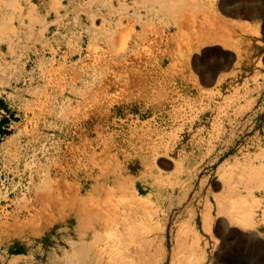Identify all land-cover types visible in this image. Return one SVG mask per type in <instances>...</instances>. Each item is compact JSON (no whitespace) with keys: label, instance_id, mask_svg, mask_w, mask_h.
Wrapping results in <instances>:
<instances>
[{"label":"rangeland","instance_id":"1","mask_svg":"<svg viewBox=\"0 0 264 264\" xmlns=\"http://www.w3.org/2000/svg\"><path fill=\"white\" fill-rule=\"evenodd\" d=\"M29 1H0V257L55 264L66 226L40 229L43 201L132 176L147 186L136 194L144 214L172 208L168 228L190 219L204 264H233L227 234L264 225V35L240 21L264 15V0L103 3L68 42L32 23ZM189 16L197 35L213 28L218 39L182 53L177 24Z\"/></svg>","mask_w":264,"mask_h":264},{"label":"bare ground","instance_id":"2","mask_svg":"<svg viewBox=\"0 0 264 264\" xmlns=\"http://www.w3.org/2000/svg\"><path fill=\"white\" fill-rule=\"evenodd\" d=\"M2 21L3 16L0 15V69L6 63L3 44L6 43L7 33L4 34L5 21ZM189 44L193 43L190 41ZM6 49L11 50V47L8 45ZM112 175L116 176V173L112 172ZM132 179V176H125L123 182L115 180L111 187L91 185L84 193H68V188L64 185V193L49 196L43 201L41 209L45 213L47 211L49 217L40 229L50 231L55 226H66L60 231L67 232L68 249L63 251L61 257L55 254L52 263L204 264L206 244L202 243V237L193 227L192 221L178 216L168 228L172 208L167 212L151 209L144 214L143 209L149 208L148 203L136 197V194L147 191V186ZM232 204L231 207H236V202ZM226 207L225 200L219 199L218 208ZM54 214L58 216L57 220L52 218ZM201 225L204 231H210L208 208L202 214ZM67 226L70 227L68 230ZM31 230L29 234L37 233L36 230ZM167 231L170 232V239L166 236Z\"/></svg>","mask_w":264,"mask_h":264},{"label":"crops","instance_id":"3","mask_svg":"<svg viewBox=\"0 0 264 264\" xmlns=\"http://www.w3.org/2000/svg\"><path fill=\"white\" fill-rule=\"evenodd\" d=\"M121 1L30 0L29 2L32 3L28 4V8L31 10L33 24H38L41 27L48 26L47 29L45 28L42 31L44 35H47L49 40L68 42L82 38V29L79 30L78 26L82 28V26L95 23V21H90L89 18H96L98 16L103 3L107 4L109 8H116L117 6L121 7ZM240 21L256 23L264 35L263 14L257 13L252 19L245 18ZM210 22V25L216 24V22ZM193 26L192 16H189L184 22L177 24L176 39L178 41V49L182 53L184 50L190 51L199 43L218 39L216 31L213 28H201L200 34L197 35L192 29ZM184 36L186 37L185 39ZM190 41L193 43L192 45L189 44ZM242 221H248V217H245L243 220L241 219ZM226 241H231L233 264H264V225L256 228H245L240 234H227ZM226 253H228V248Z\"/></svg>","mask_w":264,"mask_h":264},{"label":"flooded vegetation","instance_id":"4","mask_svg":"<svg viewBox=\"0 0 264 264\" xmlns=\"http://www.w3.org/2000/svg\"><path fill=\"white\" fill-rule=\"evenodd\" d=\"M0 264H9L3 257H0Z\"/></svg>","mask_w":264,"mask_h":264},{"label":"trees","instance_id":"5","mask_svg":"<svg viewBox=\"0 0 264 264\" xmlns=\"http://www.w3.org/2000/svg\"><path fill=\"white\" fill-rule=\"evenodd\" d=\"M0 127H1V125H0ZM0 133H1V130H0Z\"/></svg>","mask_w":264,"mask_h":264}]
</instances>
